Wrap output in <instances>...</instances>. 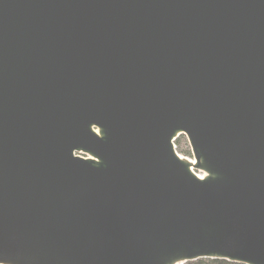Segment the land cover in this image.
<instances>
[{
	"label": "water",
	"instance_id": "obj_1",
	"mask_svg": "<svg viewBox=\"0 0 264 264\" xmlns=\"http://www.w3.org/2000/svg\"><path fill=\"white\" fill-rule=\"evenodd\" d=\"M197 259L264 264V0H0V264Z\"/></svg>",
	"mask_w": 264,
	"mask_h": 264
},
{
	"label": "trees",
	"instance_id": "obj_2",
	"mask_svg": "<svg viewBox=\"0 0 264 264\" xmlns=\"http://www.w3.org/2000/svg\"><path fill=\"white\" fill-rule=\"evenodd\" d=\"M175 146H176V150L185 155V156H189V149L188 146L186 144V141L184 139V137H178L175 141ZM184 264H238V263H232V262H228L225 260H216V259H197L195 261H191V262H187Z\"/></svg>",
	"mask_w": 264,
	"mask_h": 264
}]
</instances>
